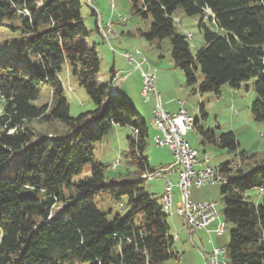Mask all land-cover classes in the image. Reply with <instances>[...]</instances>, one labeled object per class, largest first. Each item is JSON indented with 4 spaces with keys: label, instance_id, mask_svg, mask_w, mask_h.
I'll return each mask as SVG.
<instances>
[{
    "label": "trees",
    "instance_id": "16d2710c",
    "mask_svg": "<svg viewBox=\"0 0 264 264\" xmlns=\"http://www.w3.org/2000/svg\"><path fill=\"white\" fill-rule=\"evenodd\" d=\"M131 2L136 14L152 18L140 35L157 39L159 47L169 38L175 66L192 92L219 95L224 84L253 80L260 98L252 112L264 122V0ZM179 8L201 16L204 42L196 54L177 27ZM91 33L81 0H0V264H169L179 258L162 196L153 197L141 185L143 174L154 171L145 155L147 121L132 102L112 92V80L99 81L101 59ZM64 70L85 89L93 109L70 114L60 79ZM44 86L50 104L36 103ZM35 120L66 129L40 137L29 126ZM113 125L133 129L129 162L136 170L126 174L127 186L119 191L106 182L107 165L97 161L94 146ZM195 125L205 140L239 151L232 132L217 134L197 119ZM17 156L15 177L2 178ZM235 160L216 167L227 177L221 189L225 221L232 226L226 264H264V204L246 195L264 188V157L239 151ZM26 189L34 196H24ZM121 195L126 204L112 207Z\"/></svg>",
    "mask_w": 264,
    "mask_h": 264
},
{
    "label": "rangeland",
    "instance_id": "374dc122",
    "mask_svg": "<svg viewBox=\"0 0 264 264\" xmlns=\"http://www.w3.org/2000/svg\"><path fill=\"white\" fill-rule=\"evenodd\" d=\"M81 3L85 24L87 28L92 31L89 40L91 43L95 44L101 59L100 72L98 74L100 82L106 83L110 81L114 59L117 60L116 65L119 67L127 62L125 57V59L120 58V56H123L122 53H124V51L132 52V54L133 52H137V56L139 57L136 59L137 61H140L142 56L145 57L151 70L156 73L157 79L160 77V74L163 73L168 84L172 85V88L166 91V94L163 89L161 90L159 88V82L156 81L163 104L165 101H168L170 104L177 105L178 100L175 95H178L182 88L188 96L185 109L189 115L198 120L197 124L199 126L214 131L217 134L232 132L239 142V151H244L249 154H258L259 158L264 157V122L257 121L252 112L253 102L260 98L254 88L253 80L242 83L239 87L224 84L221 87V93L219 95L214 92L191 94L186 88L187 85H185V73L175 66V62L171 55V43L169 38L163 40L162 47H159L157 39L149 41L144 36L140 35V30H149L152 18H144L136 14L131 0H93V5H89L86 0H81ZM95 10L100 14L99 16H101L102 20L103 18L105 21L110 19L111 24L117 32V38L119 39L112 41V46L101 38L102 36L99 35L101 34L100 31L99 34L96 31L95 19L97 16L94 13L96 12ZM174 17L175 21L178 23L177 27L180 32L185 35L192 33L193 37H188V41L190 42L193 54H196L204 42L203 34L199 28L201 16H189L179 8L174 13ZM133 65L135 69L126 87L128 92L131 93L137 103H139L136 107L137 111L147 121L148 136L146 138L145 155L148 157L150 168L160 171L163 170L164 167L170 166L175 159L168 146H160L155 141V137L161 134V132L151 123V107L157 102L156 98L153 96V92H150L149 96H145V98L137 96H140V91L142 89L139 75H142L143 69L147 70L148 65L145 63L141 68L136 67L135 64ZM197 75H201L200 70L197 71ZM60 79L65 88V96L70 104L71 115L76 116L81 112H87L94 108L85 89L79 85L78 80L70 75L67 70L61 72ZM142 84L144 85V82ZM51 101L52 95L50 90L47 86H44L36 103L50 104ZM201 103H204V111L202 112L200 111ZM3 106L4 101H0V116L4 113ZM234 108L237 110L238 115H233ZM203 113L205 115H203ZM29 126H31L40 137H46L51 134L60 135L66 129L58 122L44 123L42 120H35L31 122V124L29 123ZM131 135H133V129L130 126L113 125L102 141L94 144L97 161L107 165L105 171L106 182L113 185V189L117 191L127 186L126 182L128 178L126 174L136 170V166L129 162L130 145L128 138ZM185 139L193 148L199 150L202 154L206 152L210 156L211 165L214 167H218L224 162L235 160L236 154L239 152L220 147L205 140L196 125L188 130ZM18 163L19 156L13 157V161L7 166L8 175L1 174L2 178L13 179L16 175ZM88 168L86 171H88ZM87 173L80 178L86 176ZM231 173L232 176H234L235 170L233 169ZM167 176L168 178L170 176L173 182L177 180L176 174H167ZM118 178H120L123 183L116 184L118 180H120ZM166 182V178L161 175L159 177L146 179L141 182V185L149 192L154 191L159 195L164 192ZM221 189L222 183L219 182L203 186L193 184L191 187V198L194 202L213 201L217 203L219 216L210 224L209 229H215L220 223L221 226L226 228L223 234L215 232L209 233L207 230L203 229L195 231L191 239L189 235L185 233L186 229L182 217L177 213L169 215L170 233L175 238L173 248L180 254L178 259L171 260L169 264H190L189 255H192V264H205L204 253H210L214 247H226L229 242L232 226L225 221L224 201ZM109 191L110 190H108V192ZM175 192L177 194V199H179L181 193L178 194L174 189V193ZM23 195L34 196V192L26 189L23 191ZM246 195L256 204H264V192H261V189H249ZM119 202L126 204L127 196L121 195L119 200L113 199L110 204L115 208ZM96 204L98 208L101 207L102 202L100 198H97ZM118 207L121 208L120 205H118ZM176 209L177 207L174 203L173 210L176 211ZM176 234L181 237L180 240H177ZM184 245L188 250H193L191 253L187 252L189 255L182 253ZM76 264L87 263L76 262Z\"/></svg>",
    "mask_w": 264,
    "mask_h": 264
},
{
    "label": "built area",
    "instance_id": "2783aa9c",
    "mask_svg": "<svg viewBox=\"0 0 264 264\" xmlns=\"http://www.w3.org/2000/svg\"><path fill=\"white\" fill-rule=\"evenodd\" d=\"M89 1L92 5V0ZM98 26L102 29L104 41L112 46V41L117 38V33H112L111 21L107 23L100 21ZM123 55L129 63H134L136 67L141 68L145 63L148 65L147 70H142L144 85L141 93L143 96H148L150 92H153L157 102L152 110V122L161 132L155 137V141L160 146H168L175 159L170 166L163 170L153 171L157 173V177L163 175L167 180L162 195L166 199L168 211H172L173 214L177 213L182 217L184 227L189 233L205 229L209 233L223 234L220 224L213 230L209 229L210 224L217 219V203L213 201L194 202L191 198V187L193 184L203 186L220 183L226 175L211 165L209 155L196 153V149L186 141L185 135L188 132L187 110L182 107L177 112L170 113L163 109L161 96L156 87V73L151 70L147 59L142 56L141 60L137 61L134 54L129 51L124 52ZM124 78L120 72H115L113 75V88L117 93H119L120 83ZM234 162H241V160L237 158ZM166 173L169 175L178 174L177 185L181 194L176 211L173 210V183ZM206 258L207 264H225L224 248L214 247L206 255Z\"/></svg>",
    "mask_w": 264,
    "mask_h": 264
},
{
    "label": "crops",
    "instance_id": "0c3cea01",
    "mask_svg": "<svg viewBox=\"0 0 264 264\" xmlns=\"http://www.w3.org/2000/svg\"><path fill=\"white\" fill-rule=\"evenodd\" d=\"M89 5H91V3H88ZM92 5H93V0H92ZM97 9V8H96ZM96 12H94L95 14H96V19H95V23H96V26L98 25V23L101 21V22H103V23H107V22H109L110 21V19L107 21H105V19L103 18V20L101 19V16H99L100 14H98L97 13V10H95ZM98 14V15H97ZM99 20V21H98ZM97 33L99 34V32H98V30H97ZM119 33V32H118ZM131 34V33H130ZM100 36H102L101 34H99ZM123 35V34H122ZM122 35H121V37H122ZM102 39H103V37H101ZM116 39H119V38H116ZM115 40V39H114ZM113 40V41H114ZM125 52V51H124ZM132 53V52H131ZM133 54H134V56H135V58L136 59H138L139 57L137 56L138 54H137V52H133ZM122 55H123V53H122ZM125 56L123 55V56H120V58L121 59H125L124 58ZM114 61V63H113V67H112V71H111V77H110V81L109 82H111V78L113 77V75H114V73L115 72H120L125 78H124V80L120 83V95L121 96H123L124 98H126L127 100H129L130 102H132L133 103V105H134V107L136 108L137 106H138V104L139 103H137V101H136V99H134V97H133V95H131V93H129L128 92V89H127V83H129L130 82V78L132 77V72H133V70L135 69V67H134V65H133V63H129L128 62V60H126L127 62L124 64V65H120L119 67H117V65H116V59H114L113 60ZM125 68V69H124ZM162 72H164V71H162ZM139 80H140V82H141V88L143 87V78H142V75L140 76L139 75ZM156 81H158L159 83H158V85H159V88L162 90L163 89V91H164V93H166V91H168L169 89H171L172 88V85H170V84H168V82H167V80H166V77H164V74L163 73H161L160 74V77H158V79H157V77H156ZM157 83V82H156ZM168 85H169V87H168ZM186 85V84H185ZM198 86H199V83L195 86V88L197 89L198 88ZM156 87H157V85H156ZM179 88H181V87H179ZM186 88L189 90V92L191 93V94H199V92H192L191 91V88L190 87H188V86H186ZM142 90V89H141ZM157 90H158V87H157ZM167 94V93H166ZM138 97H143V98H145V96H143L142 95V93H141V91H140V96L139 95H137ZM149 96V95H148ZM154 96V95H153ZM160 96H161V94H160ZM155 97V96H154ZM175 97H176V99L178 100V104L176 105H174V104H170V103H168V101H165L164 102V104H163V102H162V100H161V103H162V107H163V109L165 110V111H167V112H170V113H175V112H177L180 108H184L185 109V104H186V100H188V96H187V94H186V92H184L183 91V89L181 88V92L178 94V95H175ZM137 98V97H136ZM155 105L156 104H154V106H152L151 107V112H152V110L154 109V107H155ZM166 106V107H165ZM151 123H153L152 122V119H151ZM197 123H198V120H197ZM160 135V134H159ZM90 174V172H88L87 173V175L86 176H88ZM176 175H177V180L175 181V182H173L172 180V183H173V188H172V191H173V194H174V197H173V205H174V203H175V205H176V207L178 206V202H179V199H177V194H176V192L174 193V189H175V191H177V193L179 194L180 192H179V187H178V185H177V182H178V174L177 173H175ZM171 175V174H170ZM174 175V174H173ZM86 176H84V177H86ZM169 178H170V176H169ZM150 193L153 195V194H156L154 191H150ZM164 193V192H163ZM163 193H161V194H159V195H153V196H157V197H161L162 196V194ZM220 224V223H219ZM187 235H189V237L192 239L193 238V233H189L188 231H186L185 232ZM176 236H177V234H176ZM178 238H177V240H180L181 239V237L178 235L177 236ZM193 250H188L186 247H185V245L183 246V252L182 253H184V254H188V253H191ZM188 252V253H187ZM181 253V254H182ZM208 253H204V258H205V264H207V259H206V255H207ZM189 255V254H188ZM190 256V264H192V258H191V256L192 255H189Z\"/></svg>",
    "mask_w": 264,
    "mask_h": 264
},
{
    "label": "bare ground",
    "instance_id": "6f19581e",
    "mask_svg": "<svg viewBox=\"0 0 264 264\" xmlns=\"http://www.w3.org/2000/svg\"><path fill=\"white\" fill-rule=\"evenodd\" d=\"M88 2H90L89 0H87ZM91 3V2H90ZM99 31L101 32V35H102V29L99 27ZM111 31H112V33H117L116 32V30L114 29V27H113V25L111 24ZM188 36L190 37V38H192L193 37V35H192V33H189L188 34ZM112 92L113 93H115V94H118L117 93V91L112 87ZM235 109V108H234ZM233 115H238L237 114V111H233ZM195 121H196V118L195 117H193V116H191V115H189L188 114V116H187V127H188V130H190L191 128H193V126L195 125ZM196 153H201L199 150H197L196 149ZM201 155H208L206 152H204L203 154L201 153ZM239 164V163H238ZM235 165V164H234ZM215 169H217L216 167H215ZM219 170V169H218ZM143 177L145 178V179H150V178H153V177H157V173L156 172H146V173H144L143 174ZM227 182V177L225 176V177H223V179L221 180V182L220 183H226ZM264 191V189L262 188L261 189V192H263ZM162 202H163V207H164V209L169 213V214H173L172 213V211H168V206H167V204H166V199L164 198V196L162 195ZM216 215H217V217L219 216V212H218V210H217V208H216ZM221 229H223V233L225 232V230H226V228L224 227V226H221ZM224 254H225V250H224ZM225 264H226V254H225Z\"/></svg>",
    "mask_w": 264,
    "mask_h": 264
}]
</instances>
